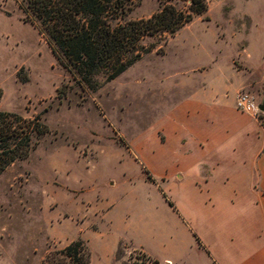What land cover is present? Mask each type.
Segmentation results:
<instances>
[{
	"label": "rangeland",
	"instance_id": "obj_1",
	"mask_svg": "<svg viewBox=\"0 0 264 264\" xmlns=\"http://www.w3.org/2000/svg\"><path fill=\"white\" fill-rule=\"evenodd\" d=\"M160 1L134 0L115 21L147 18ZM205 1L202 15L173 35L146 37V54L89 90L56 61L19 1L0 0V112L40 114L47 127L0 174V264H40L77 238L89 245V264H153L147 254L203 264L168 209L175 189L155 176L151 151L200 78L193 70H228L240 47L254 60L264 45V0ZM168 3L189 11L190 0ZM255 74L240 91L260 104L264 67Z\"/></svg>",
	"mask_w": 264,
	"mask_h": 264
},
{
	"label": "crops",
	"instance_id": "obj_2",
	"mask_svg": "<svg viewBox=\"0 0 264 264\" xmlns=\"http://www.w3.org/2000/svg\"><path fill=\"white\" fill-rule=\"evenodd\" d=\"M240 48L228 70L191 72L200 78L151 151L155 176L175 189L168 209L203 264H264V124L235 108L237 92L264 67V45L254 60Z\"/></svg>",
	"mask_w": 264,
	"mask_h": 264
},
{
	"label": "trees",
	"instance_id": "obj_3",
	"mask_svg": "<svg viewBox=\"0 0 264 264\" xmlns=\"http://www.w3.org/2000/svg\"><path fill=\"white\" fill-rule=\"evenodd\" d=\"M47 43L56 61L84 88L95 90L98 76L110 81L149 50L140 44L146 37L173 35L194 16L202 15L205 0H190L189 11L160 1V8L147 18H122L134 0H16ZM28 19V20H27ZM59 97L67 90L60 87ZM47 132L40 114L24 118L0 112V174L14 161L29 156L33 138ZM150 178V174H148ZM149 262L159 264L147 256ZM91 250L77 238L51 251L40 264H89Z\"/></svg>",
	"mask_w": 264,
	"mask_h": 264
},
{
	"label": "built area",
	"instance_id": "obj_4",
	"mask_svg": "<svg viewBox=\"0 0 264 264\" xmlns=\"http://www.w3.org/2000/svg\"><path fill=\"white\" fill-rule=\"evenodd\" d=\"M259 104L255 103L248 95L247 92L244 91H238L235 96V108L243 113L250 114L253 117L259 116L260 113H262L259 108Z\"/></svg>",
	"mask_w": 264,
	"mask_h": 264
},
{
	"label": "water",
	"instance_id": "obj_5",
	"mask_svg": "<svg viewBox=\"0 0 264 264\" xmlns=\"http://www.w3.org/2000/svg\"><path fill=\"white\" fill-rule=\"evenodd\" d=\"M259 110L264 113V102L260 103L258 106Z\"/></svg>",
	"mask_w": 264,
	"mask_h": 264
}]
</instances>
